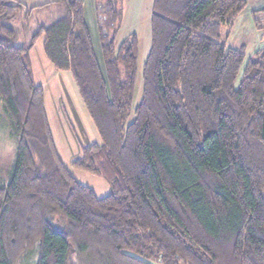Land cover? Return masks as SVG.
Wrapping results in <instances>:
<instances>
[{
	"label": "trees",
	"instance_id": "1",
	"mask_svg": "<svg viewBox=\"0 0 264 264\" xmlns=\"http://www.w3.org/2000/svg\"><path fill=\"white\" fill-rule=\"evenodd\" d=\"M98 3L106 74L83 0H0V127L15 145L0 168V264H264V45L247 59L220 40L247 0L153 1L131 121L139 38L118 43L123 13ZM36 10L47 20L28 38ZM254 15L264 33V8ZM42 35L101 137L72 166L104 177L106 196L57 149L30 56Z\"/></svg>",
	"mask_w": 264,
	"mask_h": 264
},
{
	"label": "rangeland",
	"instance_id": "2",
	"mask_svg": "<svg viewBox=\"0 0 264 264\" xmlns=\"http://www.w3.org/2000/svg\"><path fill=\"white\" fill-rule=\"evenodd\" d=\"M35 1L30 3L26 1V3L28 6H35L50 0ZM98 1L85 0V16L98 61L106 74L98 21ZM113 1L117 9L123 13L120 27L122 23L123 26L121 30L119 28L120 32L117 34L118 43L124 40L132 31L139 38L137 79L133 107L129 116V121H131L134 118L136 106L143 98V71L151 49L152 4L149 0ZM263 8L264 0H247V6L238 14L233 24L231 26L228 24L222 26L220 40L228 47L243 48L247 59L254 57L255 52L264 45V33L256 25L254 11ZM41 13V10L35 11V16L30 22L28 38L35 32L40 23L46 22V16H42ZM263 24L264 18L262 19ZM43 40V35L36 39L35 44L30 50V56L36 82L42 84L45 88L47 115L59 154L78 180L94 188L98 196H106L111 192V188L104 177L85 170L76 169L72 166V161L80 155L83 146L89 145L92 142H101V137L83 103L71 72L54 67L52 68L53 71L55 73L57 71L58 74L57 77L52 75V64L44 52ZM243 68L244 66L238 74L236 85L242 79ZM14 151L15 145L13 141L0 127V168L4 167L3 171L11 165L14 159ZM29 258V260L28 258H24L19 264H35L36 257L31 256ZM156 264L162 263L158 262Z\"/></svg>",
	"mask_w": 264,
	"mask_h": 264
},
{
	"label": "crops",
	"instance_id": "3",
	"mask_svg": "<svg viewBox=\"0 0 264 264\" xmlns=\"http://www.w3.org/2000/svg\"><path fill=\"white\" fill-rule=\"evenodd\" d=\"M22 1H24L25 3H26V1L30 3V2L35 1V0H22ZM50 1H51V0H50ZM147 1H148V0H147ZM149 1H151L152 7H153V1H154V0H149ZM35 2H36V1H35ZM35 2H34V3H35ZM26 4H27V3H26ZM83 4H84V11H85V5H86V4H85V0H83ZM85 15H86V13H85ZM122 26H123V23H122V25H121V27H120V30L122 29ZM120 30H119V32H120ZM132 32H134V31H132ZM132 32H131V33H132ZM118 34H119V33H118ZM137 36H138V35H137ZM52 68H54L53 65H52V67H51L52 75H54V76L57 77V74H58L57 71H56V73H55V72L53 71ZM52 77H53V76H52ZM51 80H52V79H51Z\"/></svg>",
	"mask_w": 264,
	"mask_h": 264
}]
</instances>
